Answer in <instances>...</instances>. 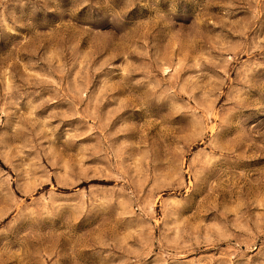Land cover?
I'll return each mask as SVG.
<instances>
[{
    "label": "clouds",
    "instance_id": "1",
    "mask_svg": "<svg viewBox=\"0 0 264 264\" xmlns=\"http://www.w3.org/2000/svg\"><path fill=\"white\" fill-rule=\"evenodd\" d=\"M212 5L218 13L202 14ZM173 43L178 62L163 52ZM0 57L11 61L0 70V144L23 140L0 151L16 173L12 191L0 170V264H264V0H0ZM89 74L116 86L90 91ZM148 129L138 165L134 141ZM85 137L96 140L87 158L106 167L57 171L59 191L46 194L45 168L26 186L24 160H38L43 141ZM162 141L177 146L166 172ZM44 155L58 167V153Z\"/></svg>",
    "mask_w": 264,
    "mask_h": 264
},
{
    "label": "rangeland",
    "instance_id": "2",
    "mask_svg": "<svg viewBox=\"0 0 264 264\" xmlns=\"http://www.w3.org/2000/svg\"><path fill=\"white\" fill-rule=\"evenodd\" d=\"M219 11V5H212L209 6V8L202 10V14H206L209 16H214L216 13H218ZM216 35V33L214 32H209L208 36L210 38H214ZM219 43H221L223 46L227 47V46H232L236 43V41L234 39L228 38V39H222ZM208 47V45H205L204 48L206 49ZM174 43L172 44L171 47H166L163 49V52L165 55L169 56L173 61H177L180 57H178V49H175ZM200 51H204V49H201ZM185 52L187 53L189 59H191L193 56L199 55V52H195L192 51L191 49H185ZM49 55L50 58L54 57L55 52H54V48H52L50 46L49 48ZM219 55V54H217ZM227 55V54H224ZM249 57L247 55L244 56H240L239 60L240 63H238L236 65V70H238L244 61L248 60ZM11 61L9 59H7L6 57H0V70H3L5 72V74L9 71V69L5 66L6 64L10 63ZM135 63V61H134ZM235 63V61H234ZM231 67V66H229ZM29 71H34L36 73H38L39 75H44L45 73H42L40 68H34V69H29ZM82 74L81 69L77 66L76 70L73 71L71 74H69L67 82L70 83L71 86H75L76 84L80 83V75ZM221 76L223 75V73L220 74ZM5 78H7V76H5ZM53 79H56L55 76L52 77ZM218 78V77H217ZM89 79H90V83H91V87H90V91L95 90L97 93L102 92L104 90V88H113L116 86L117 81H107L105 84L103 85H98L97 82L95 80H91V76L89 74ZM59 82V81H57ZM122 99H124V97H122ZM87 107L86 104H81L79 110L81 111L82 115H83V110ZM60 108L63 110H67L68 105L61 103L60 104ZM19 115V113H18ZM44 116L47 115V112L43 113ZM79 119V118H77ZM57 121H54L53 123H56ZM88 123L90 124L91 121L89 120ZM257 129L260 131H264V120H262L260 123L257 124ZM74 130V129H73ZM87 130L85 127H81L79 129V131H85ZM153 133L151 129L147 130V136L144 137V143H141V137L138 135L135 139V143L137 145H139V148L137 150L136 153V163L138 165L142 164V158H143V151H141L140 149H142L144 147V144H148L151 145V137H152ZM36 142V138H33V143ZM23 143L22 139H13L10 141H6V145L4 144H0V151H7L9 147H11L12 144H15L16 146H19ZM96 143L95 139H90L88 137L83 138L82 140L77 142V146L76 147H70L67 146L65 144H63L62 142H56L53 144H49L48 141H43V144L41 145V150H39L40 154H39V159H36L37 156V152L36 151H32L31 153H29L25 160H24V167H25V171L27 172V175L23 178L25 181L26 186H32L33 184H38L39 181L44 180L45 177V173H44V169L46 168L48 170V172L53 173V175L50 177L51 179V185H45L44 186V190H45V194H46V190L48 187H57V177H56V172L59 171L61 174H63L64 172L70 170V169H74V168H83L85 171H88L89 174L98 171L101 167H106L107 163L104 161L99 160L98 158L93 157L92 159H88V148L90 145H94ZM177 146L176 145H167L165 142H161V146H160V158L162 163H164V167L160 168L159 170L161 172H166L167 169V161L169 159V148L171 149H175ZM49 148H51L52 151H54L55 153H58V156L56 157L57 159V168H53L51 164H49V157L44 155L45 152H47L49 150ZM27 151V150H26ZM188 160L186 158L185 160V165L187 166ZM36 165L35 167H33V165ZM40 165H42L43 167H40ZM0 170H2L3 172L7 173L9 176L12 177L13 179V184H12V191H16V173L12 171L11 168H9L3 160H0ZM149 175H151V171H149ZM221 180H227L229 179L228 177H220ZM149 183H151V181H149ZM86 188V186H85ZM57 190L59 191V188L57 187ZM37 191H41V189L38 187ZM145 191L147 192V188L145 189ZM5 195V192H0V199H2ZM16 195L19 196V192H16ZM223 198V197H222ZM159 207V205L157 204V208ZM157 220H159V216L157 217ZM155 223V222H153ZM112 224L111 222H106L105 224L101 225L100 228H98L96 230V232L94 233L95 235H99L102 232H104L107 228L111 227ZM143 227V225L140 224H136V225H130L126 228H120L118 229L121 233L122 236H129L131 234H134L138 228ZM81 242H87V237L86 236H82L81 237ZM129 243L132 244V240H129ZM133 246H135L133 244Z\"/></svg>",
    "mask_w": 264,
    "mask_h": 264
}]
</instances>
